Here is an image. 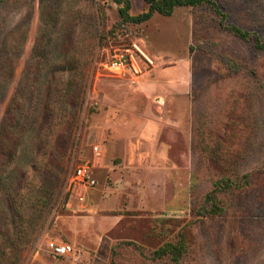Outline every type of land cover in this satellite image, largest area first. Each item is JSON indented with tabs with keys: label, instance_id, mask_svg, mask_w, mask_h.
I'll return each mask as SVG.
<instances>
[{
	"label": "rangeland",
	"instance_id": "374dc122",
	"mask_svg": "<svg viewBox=\"0 0 264 264\" xmlns=\"http://www.w3.org/2000/svg\"><path fill=\"white\" fill-rule=\"evenodd\" d=\"M211 1L227 24L263 40L264 0ZM130 2L131 15L148 8ZM220 20L208 5L134 24L112 0H0V47L10 34H25L0 122L37 36L48 58L69 37L87 83L54 208L19 264H264V49ZM134 44L152 61L147 73L104 69L114 51ZM85 163L97 184L69 188ZM223 178L234 189L214 194L222 212L209 217L207 196ZM180 239L178 263L171 253L154 260L155 250ZM50 240L80 256L54 257Z\"/></svg>",
	"mask_w": 264,
	"mask_h": 264
},
{
	"label": "trees",
	"instance_id": "16d2710c",
	"mask_svg": "<svg viewBox=\"0 0 264 264\" xmlns=\"http://www.w3.org/2000/svg\"><path fill=\"white\" fill-rule=\"evenodd\" d=\"M119 6L124 22L141 24L154 13L172 15L176 7L213 6L221 15L220 26L242 39H253L258 50L263 40L245 29L227 24L211 0H143L147 10L131 15L130 0H112ZM41 22L47 18L41 9ZM55 14L51 15V19ZM25 40L10 34L0 47V102L11 82L15 63ZM46 43L37 36L32 50V62L24 69L0 122V264H19L24 248L42 231L54 208L57 189L61 183L59 165L73 145L78 112L85 95L84 61L73 54L67 37L53 49L48 58ZM30 169L29 178L23 171ZM234 189L229 178L215 184L207 196L206 214L214 217L222 208L214 201L219 191ZM186 246L182 239L154 251L153 258L165 255L178 263Z\"/></svg>",
	"mask_w": 264,
	"mask_h": 264
},
{
	"label": "built area",
	"instance_id": "2783aa9c",
	"mask_svg": "<svg viewBox=\"0 0 264 264\" xmlns=\"http://www.w3.org/2000/svg\"><path fill=\"white\" fill-rule=\"evenodd\" d=\"M143 65V67H142ZM152 61L147 58L134 44L131 48L114 51L110 60L104 63V69L114 76L140 77L149 71ZM94 153L99 155L98 147ZM97 184L93 177V165L89 163L78 166L69 176L67 186L88 189ZM47 250L57 258H78L80 251L74 245L50 240L46 244Z\"/></svg>",
	"mask_w": 264,
	"mask_h": 264
},
{
	"label": "crops",
	"instance_id": "0c3cea01",
	"mask_svg": "<svg viewBox=\"0 0 264 264\" xmlns=\"http://www.w3.org/2000/svg\"><path fill=\"white\" fill-rule=\"evenodd\" d=\"M160 102H161V100H160Z\"/></svg>",
	"mask_w": 264,
	"mask_h": 264
}]
</instances>
